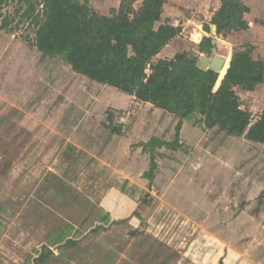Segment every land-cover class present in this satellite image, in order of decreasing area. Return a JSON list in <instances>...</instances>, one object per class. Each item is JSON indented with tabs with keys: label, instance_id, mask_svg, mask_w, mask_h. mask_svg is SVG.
I'll return each instance as SVG.
<instances>
[{
	"label": "rangeland",
	"instance_id": "1",
	"mask_svg": "<svg viewBox=\"0 0 264 264\" xmlns=\"http://www.w3.org/2000/svg\"><path fill=\"white\" fill-rule=\"evenodd\" d=\"M221 1L167 0L162 22L182 32L156 59L199 54L211 36L218 57L250 45L264 61V0L246 1L249 29L226 40L203 30ZM37 2L10 0L0 29V264H31L42 249L52 251L48 264H264V145L206 128L195 115L183 122L176 151L155 150L153 180L145 179L151 163L142 145L175 142L179 118L40 53ZM114 6L90 2L102 16ZM235 91L255 123L264 82ZM106 211L130 219L91 234ZM65 223L79 244L61 252L50 246L51 230Z\"/></svg>",
	"mask_w": 264,
	"mask_h": 264
},
{
	"label": "trees",
	"instance_id": "2",
	"mask_svg": "<svg viewBox=\"0 0 264 264\" xmlns=\"http://www.w3.org/2000/svg\"><path fill=\"white\" fill-rule=\"evenodd\" d=\"M37 1L42 7V20L37 23L34 46L40 53L60 57L74 73L179 118L175 142L152 139L142 145L151 163L145 179L153 180L157 168L155 150L168 147L176 151L183 122L195 115L202 118L206 128H218L228 136L244 137L264 145V113L252 123L251 115L241 108L235 91L239 88L251 92L264 82V61L253 57L252 46L235 47L219 78L214 71H203L196 66L201 54H210L217 48L211 36L202 38L197 46L199 54L182 53L170 60L156 59L182 32L171 21L162 22L167 0H142L138 9L134 6L135 0H119L120 6L112 16H102L92 10L91 0ZM9 2L0 0V29L9 23L3 15ZM35 10V4H31L29 11ZM250 12L245 0H222L203 30L211 34L212 26H216V37L226 40L249 29L245 17ZM114 119L115 115L110 114L111 124ZM113 132L118 134L117 127ZM104 214L101 220L95 221L91 234L106 232L110 226L130 219L110 220V214L107 211ZM71 229L65 223L51 230L50 246L61 252L77 247L79 241L69 236ZM46 253L42 249L30 263L48 264L51 254L46 257Z\"/></svg>",
	"mask_w": 264,
	"mask_h": 264
},
{
	"label": "water",
	"instance_id": "3",
	"mask_svg": "<svg viewBox=\"0 0 264 264\" xmlns=\"http://www.w3.org/2000/svg\"><path fill=\"white\" fill-rule=\"evenodd\" d=\"M212 29L216 31V26H212ZM215 44L219 45V42L216 41ZM224 65H225V57H218L217 48H214L210 54H201L196 64L197 68H199L200 70L214 71L215 73L218 74L219 78H220L219 74L223 70ZM50 253H52V251H49L48 254ZM41 258H43V256H41Z\"/></svg>",
	"mask_w": 264,
	"mask_h": 264
},
{
	"label": "crops",
	"instance_id": "4",
	"mask_svg": "<svg viewBox=\"0 0 264 264\" xmlns=\"http://www.w3.org/2000/svg\"><path fill=\"white\" fill-rule=\"evenodd\" d=\"M246 1H248V0H245V3H246ZM114 7H115V10H118V8H119V5H120V2L118 1V0H114ZM166 5H167V3H166ZM166 5H165V8H166ZM248 6V5H247ZM249 7V6H248ZM165 8H164V13H165ZM248 16V15H247ZM246 16V17H247ZM246 17H245V19H246ZM162 19H164V14H163V18ZM246 21H247V19H246ZM248 22V21H247ZM248 24H249V22H248ZM163 51H164V49H163ZM162 51V52H163ZM162 52H161V54H162ZM161 54H159V56L161 55ZM231 55V54H230ZM158 56V57H159ZM229 56V55H228ZM227 57V56H226ZM130 98H132V99H135L134 97H131V96H129ZM142 104H144V103H142ZM145 105H150V104H145ZM158 110V109H157Z\"/></svg>",
	"mask_w": 264,
	"mask_h": 264
},
{
	"label": "bare ground",
	"instance_id": "5",
	"mask_svg": "<svg viewBox=\"0 0 264 264\" xmlns=\"http://www.w3.org/2000/svg\"><path fill=\"white\" fill-rule=\"evenodd\" d=\"M230 58H231V55L225 57V65H224V67H223V70L220 72V75H223V74H224V72H225V70H226V67H227V65H228V63H229V61H230Z\"/></svg>",
	"mask_w": 264,
	"mask_h": 264
}]
</instances>
